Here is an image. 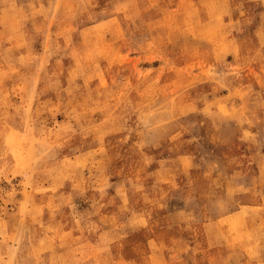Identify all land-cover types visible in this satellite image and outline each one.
<instances>
[{"label": "rangeland", "instance_id": "1", "mask_svg": "<svg viewBox=\"0 0 264 264\" xmlns=\"http://www.w3.org/2000/svg\"><path fill=\"white\" fill-rule=\"evenodd\" d=\"M0 264H264V0H0Z\"/></svg>", "mask_w": 264, "mask_h": 264}]
</instances>
